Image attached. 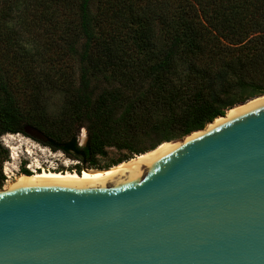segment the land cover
<instances>
[{
	"label": "trees",
	"instance_id": "obj_1",
	"mask_svg": "<svg viewBox=\"0 0 264 264\" xmlns=\"http://www.w3.org/2000/svg\"><path fill=\"white\" fill-rule=\"evenodd\" d=\"M113 45L129 48L118 54ZM73 67L75 87L64 74ZM61 86L74 92V121L87 125V140L48 134L46 144L77 160L76 172L128 160L264 93V0H0V136L35 125L21 100ZM157 106L168 114L161 140L133 148L143 115ZM107 146L128 153L100 165ZM7 155L0 143V186Z\"/></svg>",
	"mask_w": 264,
	"mask_h": 264
},
{
	"label": "water",
	"instance_id": "obj_2",
	"mask_svg": "<svg viewBox=\"0 0 264 264\" xmlns=\"http://www.w3.org/2000/svg\"><path fill=\"white\" fill-rule=\"evenodd\" d=\"M210 122L134 162L0 189V264H264V97Z\"/></svg>",
	"mask_w": 264,
	"mask_h": 264
},
{
	"label": "rangeland",
	"instance_id": "obj_3",
	"mask_svg": "<svg viewBox=\"0 0 264 264\" xmlns=\"http://www.w3.org/2000/svg\"><path fill=\"white\" fill-rule=\"evenodd\" d=\"M99 4H100L99 1H94L92 3L91 10L93 11V13H96ZM17 21L19 23L21 22L20 20ZM18 22H16L14 26L16 27V30L19 32L18 36L20 39V43L23 46H25V48L31 50L33 48V42L29 39V36L31 37V35L27 33L24 25L20 23L23 26L22 27L19 25ZM112 48L117 49V53L120 54L121 49L125 51L128 50L129 47L121 46V48L119 49L118 46L113 45ZM123 51H121V53ZM64 74L67 75L68 79L72 80L73 87L78 85L79 74L76 71L75 67L68 69V71H66ZM55 75L57 76L58 74ZM249 92L250 91L246 90L243 93V96H248L250 94ZM254 96H249L247 99H251L252 97L254 98ZM74 100H75L74 92L61 86L55 90L46 91V95L43 97H39L38 100H34L33 97L23 99L21 100L19 106H20V110H22L23 112V115L26 116V118H28V122L34 123L35 124L34 127L40 130L47 140H48V134L56 136L57 138L60 139H68L72 135H75L77 144L79 146H83L87 140V125L84 123L82 127L77 129V123L74 121V116H75ZM237 104L239 103L237 102L232 106H235ZM230 109L231 106L230 108H226L224 111L225 112L224 115H226L227 111ZM149 111H150L149 114L143 115L142 117L143 127L140 130L134 132L133 141L131 145L133 148L136 149L148 148L152 144H155L156 142L161 140L164 134L161 130V126L165 124L166 121L168 123V114L160 106H157L156 108L154 107L150 108ZM182 137L183 136L178 137L177 135V137H173L168 141L171 142L173 140H179ZM18 139H20L22 142L27 140L28 143L34 144L35 147L33 150L36 152V154L41 155L42 158H47L48 161L50 162H53L50 164L54 166V169L60 171L72 170L71 167H73V165L75 164L72 161H70L72 157H69L68 155L64 154L62 151L53 150L46 143H42L27 134L17 133L14 137V141H17ZM162 143H167V141L164 140L160 144ZM160 144H158L155 148L147 150L143 153H139V154L132 153L131 154L132 157L129 159L135 158L137 155L140 154L151 152L152 150L156 149ZM22 147H24V144L22 145ZM106 150L108 155L106 157H101L98 160L100 165H104L105 163H107L109 158L117 157L121 154L128 153L127 149H122L120 151H117L113 146H107ZM49 151L56 152L55 156L56 158L58 157V159L55 158L52 159L51 154L48 153ZM61 152L63 153L62 155L60 154ZM92 169H97V168H92ZM18 176L19 175H17L14 179L10 180L8 183H5V181L3 180L0 189L5 188V186L8 185L10 182L15 181Z\"/></svg>",
	"mask_w": 264,
	"mask_h": 264
},
{
	"label": "built area",
	"instance_id": "obj_4",
	"mask_svg": "<svg viewBox=\"0 0 264 264\" xmlns=\"http://www.w3.org/2000/svg\"><path fill=\"white\" fill-rule=\"evenodd\" d=\"M17 133H4L0 136V143L7 149V158L2 163V173L4 175L5 183L14 179L20 173H23V169L27 170L29 173L39 170H56L52 166L47 158H42L41 155H37L33 150L35 145L28 143L27 140L22 142L20 139L14 141V137ZM24 144V147L22 145ZM51 154L52 159L56 158V152H48ZM63 154L62 152L60 153ZM57 154V155H60ZM55 161V160H53ZM73 163L78 161L75 159H70ZM57 167V166H56Z\"/></svg>",
	"mask_w": 264,
	"mask_h": 264
},
{
	"label": "bare ground",
	"instance_id": "obj_5",
	"mask_svg": "<svg viewBox=\"0 0 264 264\" xmlns=\"http://www.w3.org/2000/svg\"><path fill=\"white\" fill-rule=\"evenodd\" d=\"M263 97H264V94H263V95H259V96L254 97V98L252 97L251 99H247V101H244L243 103H242V102H238L239 104H237V105H235V106H231V109H234V108H236V107H239V106H242V105H244V104L250 103V102H252V101L258 100V99L263 98ZM229 108H230V107H229ZM231 109L227 111L226 115H224V114H225V113H224L222 116H217L212 122H210V124H213L216 120H218V119H220V118H222V117H227L228 114L230 113ZM208 124H209V123H208ZM208 124H207V125H208ZM207 125H206V126H207ZM191 133H192V132H191ZM191 133H190V134H191ZM190 134H189V135H190ZM173 141H175V140H173ZM167 142H169V141H167ZM162 144H164V143H162ZM162 144H160L159 146H161ZM159 146H158V147H159ZM147 153H149V152H147ZM147 153L137 155L135 158H132V159L128 160V162H127V161H123V162L118 163V164H116V165H113V166H111V167H109V168H107V169H100V170H99V169L88 168V169H83V170H81L80 172H76L75 170L52 171L51 169H50V170H45V169H43V170H39V171H37V172L34 171V173L32 172L31 174H30V173H29V174H26V173H20L18 177H20V176H32V175H35V174H60V175H78V176L81 175V174H91V173L101 172V171H105V170H108V169H111V168H115V167H118V166H121V165H124V164L130 163V162H134V161L138 160L139 158L143 157L144 155H146ZM18 177H17V178H18ZM17 178H16V180H17ZM16 180H15V181H16ZM15 181L10 182L8 185L5 186V188H8L9 185L12 184V183L15 182Z\"/></svg>",
	"mask_w": 264,
	"mask_h": 264
},
{
	"label": "flooded vegetation",
	"instance_id": "obj_6",
	"mask_svg": "<svg viewBox=\"0 0 264 264\" xmlns=\"http://www.w3.org/2000/svg\"><path fill=\"white\" fill-rule=\"evenodd\" d=\"M45 137V136H44ZM46 138V137H45ZM35 139V138H34ZM40 142H42L41 140H38ZM42 143H48V140L46 139V142H42Z\"/></svg>",
	"mask_w": 264,
	"mask_h": 264
}]
</instances>
